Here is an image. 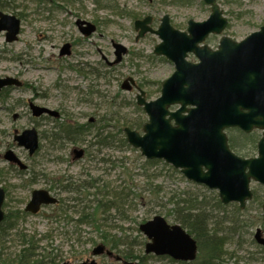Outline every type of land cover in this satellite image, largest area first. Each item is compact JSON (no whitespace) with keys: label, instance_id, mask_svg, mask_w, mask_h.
<instances>
[{"label":"rangeland","instance_id":"rangeland-1","mask_svg":"<svg viewBox=\"0 0 264 264\" xmlns=\"http://www.w3.org/2000/svg\"><path fill=\"white\" fill-rule=\"evenodd\" d=\"M219 2L229 23L221 34L207 37L205 43L211 48L218 46L223 35L241 41L264 26V0ZM0 10L16 14L22 24L15 42H6L0 34V77L13 76L24 83L0 98V185L6 190V216L18 224L5 242L10 251L24 247L22 238L34 237L39 239L36 252L45 259L56 257V264H76L92 256L93 247L103 242L105 231L115 234L124 230L127 242H131L128 251L145 254L147 238L138 230L139 225L156 215L170 224L178 222L176 199L193 196L202 200V209L214 216L209 226L217 223L215 231L222 238L223 251L215 264H264V246L255 239L258 229L264 235V198H253L245 209H240L238 203L218 205V190L188 180L180 169L163 159L149 162L130 144L129 148H107L102 152L96 148L81 159H72V149L94 142L95 132L103 124L107 125L104 130L116 134L117 139L126 137V126L142 131L148 115L137 104L138 91L121 88L126 78L134 77L147 97L156 99L163 81L175 70L165 56L154 53L161 42L158 35L147 33L136 40L134 21L151 15L152 26L157 29L161 18L168 14L174 27L186 30L188 20L204 21L209 17L210 5L204 0H0ZM77 19L96 23V32L82 35ZM66 42L72 44L73 53L60 56ZM114 42L126 46L127 52L120 62L109 64L116 58ZM85 62L100 67V75L90 74L91 67ZM97 90L100 93H95ZM29 101L62 111L58 124L86 126L91 118L95 122L85 131L84 140L53 142L49 136L55 122L33 117ZM32 127L40 133V148L29 156L13 135L15 130ZM228 134L236 145L253 144V139L260 138V131L244 133L238 128L228 130ZM9 149L27 165L24 172L4 160ZM66 185L80 192H66ZM251 187L254 193L263 195V185L253 182ZM35 189L49 190L61 203L44 206L38 214L26 213L24 208ZM112 197L117 202L109 210L112 205L104 204ZM66 205L72 209L62 212ZM83 209L91 216L90 223L80 218ZM204 255L199 252L196 262ZM96 260L99 264H116L105 255ZM148 260V264H177L168 256L152 255Z\"/></svg>","mask_w":264,"mask_h":264},{"label":"water","instance_id":"water-1","mask_svg":"<svg viewBox=\"0 0 264 264\" xmlns=\"http://www.w3.org/2000/svg\"><path fill=\"white\" fill-rule=\"evenodd\" d=\"M152 1V0H150ZM211 5V14L204 21H188V30L174 28L170 16L162 17L158 29H153L152 16L135 21L138 30L136 39L147 32L158 34L162 39L155 47L156 54L166 55L174 61L175 72L163 82L161 95L148 101L146 92L137 86L134 78L126 80L122 88L131 90L133 85L139 90L137 101L149 115L144 125V133L125 127L128 142L148 159H164L190 180L218 189L223 203L239 202L244 208L253 197L252 180L264 184V26L248 35L241 42L224 36L219 49L213 51L208 46L201 47L210 33H222L228 19L223 15L218 0H204ZM82 31L91 35L96 27L91 22ZM21 31V19L15 14L0 11V33L5 32L7 42L17 41ZM120 61L126 48L114 44ZM189 52H195L200 63L186 59ZM70 53V45L65 44L61 55ZM21 86L15 77H0V91L7 86ZM172 105H179L175 111ZM34 116L44 113L57 117L59 113L46 107L30 104ZM174 122V123H173ZM240 127L246 132L261 129L258 142V156L242 158L229 146L226 128ZM14 140L33 155L39 148V133L29 128L19 133ZM74 158L83 156L84 150L74 149ZM5 160L26 169V164L9 149ZM5 190L0 187V223L4 219L2 209ZM58 199L48 190H33L25 210L36 214L42 205L56 204ZM264 208V206H263ZM142 233L149 239L145 252L168 255L178 261L196 259L198 244L194 237L180 224H170L161 215L140 224ZM255 238L264 245V237L258 230ZM107 254L121 261L119 255L99 244L92 250L93 256ZM62 264H71L63 262ZM79 264H98L95 259H87ZM123 264H138L123 261Z\"/></svg>","mask_w":264,"mask_h":264},{"label":"trees","instance_id":"trees-1","mask_svg":"<svg viewBox=\"0 0 264 264\" xmlns=\"http://www.w3.org/2000/svg\"><path fill=\"white\" fill-rule=\"evenodd\" d=\"M104 121H107L104 118ZM57 123V122H56ZM52 128V132L50 134V138L53 142H74V141H81L84 140V133L87 130H90V123L86 126H78L74 127L70 124H58ZM107 127L106 124H103L99 129L95 132L94 139L95 141H90L86 151L89 153L90 151H96V148L102 152L107 148L115 150L117 147L122 149L129 148V144L124 138H116V134L111 132H106L104 129ZM122 129L120 128L119 133H121ZM259 139V138H258ZM258 139H253V145H256ZM101 148V150H100ZM102 160V159H100ZM105 160V159H104ZM153 162V161H149ZM85 187V186H83ZM64 191L66 192H74L79 193L80 190L75 187L71 188L69 185L63 187ZM176 194L171 196V199L174 198ZM114 197V196H113ZM111 198V201H108L107 204H104L105 207L108 205H112L109 210L114 209L113 206L115 202V198ZM116 197V196H115ZM128 197V196H127ZM254 199H263V195H259L257 192L254 193ZM181 201L184 203L181 204ZM202 200L196 199L195 197L191 196V198H184L183 200L176 199V204L174 213L177 214L178 222L186 228L189 233H191L198 241L199 245V252L206 254L200 260V262H176L171 259L172 262H176L177 264H215L217 262V258H220L222 253V238L219 236L218 232L215 231L216 225L214 227L209 226V221L213 219L214 216L209 212L207 213L204 209H202ZM79 206V204L77 203ZM218 205H221V202L218 201ZM67 206V205H66ZM77 206V207H78ZM69 206L67 208H63L62 212L70 211ZM119 209V208H118ZM80 218L84 222L90 223L92 218L90 215L85 213L83 209L82 213L80 214ZM17 222H10L9 216H6L3 222L0 224V264H56L57 258L56 257H49L45 259L42 254L37 253L38 249V241L39 239H35L34 237L30 238H22V244L24 245L23 248L17 251H10L9 247L5 246V242L10 240L11 231L16 229ZM122 228V227H120ZM139 230V229H138ZM105 231V230H104ZM124 230L112 234L105 231V236L103 237V242L107 245L111 250H114L116 254L121 255L124 259L130 260V258L137 260L139 264H148L149 258L152 257L151 254H132L128 251L127 248L131 242H127L129 237ZM20 236V235H19ZM21 239V238H20ZM142 242H140L139 245ZM40 257V258H39ZM148 261V262H147ZM118 264V262H116ZM151 264V263H150Z\"/></svg>","mask_w":264,"mask_h":264},{"label":"flooded vegetation","instance_id":"flooded-vegetation-1","mask_svg":"<svg viewBox=\"0 0 264 264\" xmlns=\"http://www.w3.org/2000/svg\"><path fill=\"white\" fill-rule=\"evenodd\" d=\"M79 20H83V21H88V20H85V19H77L76 20V25H77V28H78V30H79V32L82 34V35H86V34H84L83 33V31H82V29H83V27H87V24H80L79 23ZM92 24L93 25H95V27H96V30H97V24L96 23H94V22H92ZM94 34V33H93ZM92 34V35H93ZM65 44H69L70 45V53L69 54H66L67 56H70L72 53H73V50H72V44L70 43V42H66ZM64 44V45H65ZM114 44V43H113ZM219 44H220V41H219ZM219 44H218V46L217 47H213V49H217L218 47H219ZM63 45V46H64ZM208 45V44H207ZM63 46H62V48H63ZM209 46V45H208ZM62 48H61V50H62ZM61 50H60V56H64V55H61ZM126 54V53H125ZM125 54H123V55H125ZM193 56L194 57V60L193 59H190V56ZM116 57V56H115ZM117 58V57H116ZM116 58H115V60L114 61H112V62H108L109 64H114V63H118V62H120L121 60H122V58H121V60L120 61H116ZM189 59L191 60V61H193V62H196V63H199V62H201V58L196 54V53H191L190 55H189ZM169 61L172 63V64H174L173 63V61L172 60H170L169 59ZM85 64L87 65V66H90L91 68H89L90 70H88V72L90 73V74H92V75H100V67H93V66H91V65H89L90 64V62H85ZM100 65L102 66V68H103V63H101L100 62ZM129 83H131L130 81H129ZM23 84L24 83H22V85L21 86H23ZM21 86H19V87H21ZM12 87H15V86H9V87H5V88H3L1 91H0V98H1V96L5 93V92H7V90H10ZM95 93H100V92H98V90L95 92ZM31 103H34V102H32V101H29V108H30V111H31V114H32V116L33 117H35V118H43V117H47V118H49V119H52L53 120V122H59V121H62L61 119H62V111H60V110H57L59 113H60V115H59V117L60 118H58V119H55V118H52L49 114H47V113H44V114H42V115H40V116H34L33 115V113H32V110H31V107H30V104ZM34 104H36V103H34ZM36 105H38V106H41V107H46V106H42V105H39V104H36ZM46 108H49V107H46ZM16 117V116H15ZM90 121H91V123H94L95 122V119L94 118H91L90 119ZM239 128V127H238ZM241 131H242V129H240ZM254 131H260V136L262 135V131L261 130H254ZM244 132V131H243ZM228 137H229V143H230V148L232 149V151L234 152V153H236L238 156H240V157H242V158H253V157H256V156H258V144L256 143V145H253V144H244V145H236V143L232 140V138L230 137V135L228 134ZM258 142V141H257ZM85 155H87V151H86V147L84 148V155L83 156H85ZM253 182H255V181H252V183ZM255 183H257V182H255ZM58 198V197H57ZM263 198H264V192H263ZM59 199V198H58ZM252 201H254V200H252ZM61 202H59L58 203V205L60 204ZM264 204V203H263ZM262 204V205H263ZM247 207V206H246ZM245 207V208H246ZM244 208V209H245Z\"/></svg>","mask_w":264,"mask_h":264}]
</instances>
